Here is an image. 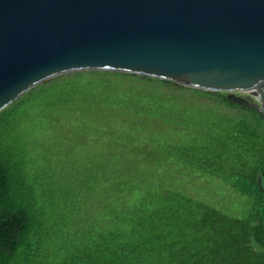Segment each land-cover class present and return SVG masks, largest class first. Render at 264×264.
Instances as JSON below:
<instances>
[{
    "label": "trees",
    "instance_id": "obj_1",
    "mask_svg": "<svg viewBox=\"0 0 264 264\" xmlns=\"http://www.w3.org/2000/svg\"><path fill=\"white\" fill-rule=\"evenodd\" d=\"M250 237L264 113L227 92L82 70L0 111V264H264Z\"/></svg>",
    "mask_w": 264,
    "mask_h": 264
},
{
    "label": "water",
    "instance_id": "obj_2",
    "mask_svg": "<svg viewBox=\"0 0 264 264\" xmlns=\"http://www.w3.org/2000/svg\"><path fill=\"white\" fill-rule=\"evenodd\" d=\"M82 70L224 91L264 113V0H0V111Z\"/></svg>",
    "mask_w": 264,
    "mask_h": 264
},
{
    "label": "rangeland",
    "instance_id": "obj_3",
    "mask_svg": "<svg viewBox=\"0 0 264 264\" xmlns=\"http://www.w3.org/2000/svg\"><path fill=\"white\" fill-rule=\"evenodd\" d=\"M195 187L192 186L191 188V192L193 194H206L207 196H209V194L213 195L216 199H221L222 195L221 193H224V195L226 194V191L224 190L225 188L228 189L226 186H223L224 189L222 191H220L221 189L220 186L218 187L217 185H212L214 184L212 182V184H210L208 181L206 180H202L200 182H194ZM228 191V190H227ZM221 192V193H220ZM209 199V198H208ZM227 205H229V203H227Z\"/></svg>",
    "mask_w": 264,
    "mask_h": 264
},
{
    "label": "clouds",
    "instance_id": "obj_4",
    "mask_svg": "<svg viewBox=\"0 0 264 264\" xmlns=\"http://www.w3.org/2000/svg\"><path fill=\"white\" fill-rule=\"evenodd\" d=\"M248 247L257 254L264 253V246H262L259 242L255 240L254 237H250Z\"/></svg>",
    "mask_w": 264,
    "mask_h": 264
}]
</instances>
